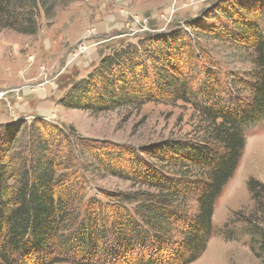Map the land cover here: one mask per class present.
<instances>
[{
  "label": "trees",
  "instance_id": "obj_1",
  "mask_svg": "<svg viewBox=\"0 0 264 264\" xmlns=\"http://www.w3.org/2000/svg\"><path fill=\"white\" fill-rule=\"evenodd\" d=\"M48 1L0 0V33L37 34ZM243 1L210 18L233 30L225 39L252 51L247 77L217 70L202 39L223 35L199 16L103 56L59 101L90 113L183 102L199 117V141L135 149L87 141L40 118L0 124V264H193L203 256L216 201L247 135L264 121V0ZM85 172L110 173L130 190L93 194ZM249 191L254 209L235 222L264 262V185L252 179Z\"/></svg>",
  "mask_w": 264,
  "mask_h": 264
},
{
  "label": "rangeland",
  "instance_id": "obj_2",
  "mask_svg": "<svg viewBox=\"0 0 264 264\" xmlns=\"http://www.w3.org/2000/svg\"><path fill=\"white\" fill-rule=\"evenodd\" d=\"M228 1L244 2L48 1L46 9H40L37 34L24 35L14 30L0 33V124L20 120L26 127L40 118L87 141L135 149L166 140L199 141L202 135L199 117L183 102L90 113L65 109L59 101L70 84L84 79L103 56L121 47L137 45L147 34L166 32L177 25L185 28L187 22L199 16L210 25L217 24L223 35L221 40L210 43L202 39L203 50L218 65L217 70L230 77H247L256 68L252 51L236 39H225L227 36L232 39L233 30L220 19L210 18L217 14L216 7L225 8ZM261 24L264 33V15ZM188 31L200 38L195 30ZM263 148L264 121L247 135L235 175L216 201L207 250L193 264H264L262 257L256 255L246 225L235 222L237 214L248 218L254 209L249 182L254 179L264 185ZM83 163L88 170L91 161ZM103 174L85 172L87 181L92 183L91 193L130 190L128 182L110 173Z\"/></svg>",
  "mask_w": 264,
  "mask_h": 264
},
{
  "label": "bare ground",
  "instance_id": "obj_3",
  "mask_svg": "<svg viewBox=\"0 0 264 264\" xmlns=\"http://www.w3.org/2000/svg\"><path fill=\"white\" fill-rule=\"evenodd\" d=\"M264 149V148H263Z\"/></svg>",
  "mask_w": 264,
  "mask_h": 264
},
{
  "label": "built area",
  "instance_id": "obj_4",
  "mask_svg": "<svg viewBox=\"0 0 264 264\" xmlns=\"http://www.w3.org/2000/svg\"><path fill=\"white\" fill-rule=\"evenodd\" d=\"M2 97V96H1Z\"/></svg>",
  "mask_w": 264,
  "mask_h": 264
}]
</instances>
